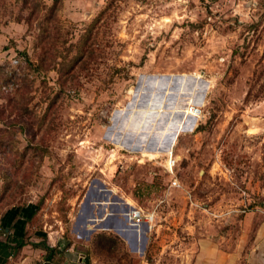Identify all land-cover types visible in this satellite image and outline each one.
Masks as SVG:
<instances>
[{
	"label": "rangeland",
	"instance_id": "1",
	"mask_svg": "<svg viewBox=\"0 0 264 264\" xmlns=\"http://www.w3.org/2000/svg\"><path fill=\"white\" fill-rule=\"evenodd\" d=\"M164 87L185 95L173 111L184 115L179 136L163 153L147 141L132 151L127 132L163 140L178 122L153 116ZM136 93L128 120L117 117L115 145L114 113ZM91 188L98 204H118L123 190L155 213L150 263L162 250L159 264H190L173 250L191 255L204 238L232 250L235 264H264V0H0V241L14 247V223L37 206L26 245L0 248V264H47L40 249L55 240L45 231H60L56 247L67 249L69 220ZM96 244L118 256L114 242Z\"/></svg>",
	"mask_w": 264,
	"mask_h": 264
},
{
	"label": "crops",
	"instance_id": "2",
	"mask_svg": "<svg viewBox=\"0 0 264 264\" xmlns=\"http://www.w3.org/2000/svg\"><path fill=\"white\" fill-rule=\"evenodd\" d=\"M197 81V80H196ZM200 82V81H199ZM208 82H206V88L201 89V96L204 98V94L208 89ZM168 88H163V90L160 92V96L164 97L167 95V100L169 99L172 102V108L167 107L168 109H174V106L178 102V100H181L185 97L183 94H178L176 91L173 90L175 93L167 94ZM171 90V89H170ZM140 91V90H139ZM152 89L148 90V93L146 94V100H148L149 93L152 92ZM138 95V94H137ZM138 97L136 96V99ZM134 100V106L135 102L137 100ZM133 106V110L135 109ZM139 106V105H137ZM192 118V117H191ZM168 120V119H163ZM193 120V124H194ZM193 124L187 128L188 130H192L194 128ZM117 128V130L120 131L119 139L117 136V139L115 141V145L119 143V140L122 137V127L117 126V122L114 123V126L112 129ZM153 128L152 122L148 124L147 130H151ZM155 130L163 131V127H157ZM183 131V130H182ZM181 131V132H182ZM141 135H143L145 138H141ZM137 136V137H136ZM167 134L161 140L162 133H158L157 135L150 136V133L142 132L139 135H136L132 132H127L124 135V138L122 141L127 142L126 147L131 148L132 151L141 152L143 148V144L146 143L145 149L149 152L155 153L160 152L163 153V151H166L164 149L159 150L157 145L162 143L167 139ZM179 136L178 132L176 135V138L174 140V143ZM128 140V141H127ZM173 143V144H174ZM134 144V145H133ZM141 154V153H140ZM111 192L112 190H107ZM122 193L118 196L117 199L112 198V201L117 202L118 204H98L102 199V195L100 194L98 188H91L90 192H88L87 196L84 198L83 201H79L77 203V209L75 210L76 213L72 217V219L69 220L70 225L72 227V237H70L69 240L72 241L69 247L65 249L62 252L61 246L56 247L55 241L59 239L61 236L60 231H56L54 233L45 231V236L48 239L55 240L52 242L46 243V246H48L50 249H54V253L50 258L47 257V251L45 248L41 250L45 253V262L47 264H73V260H78L79 258L85 259L86 264H159V256L160 250L158 253L154 254V257L151 258L153 261L152 263L149 262L146 254L148 250L147 246V240L148 236L145 235L148 231L152 230L153 225L149 226L148 224H140L139 226H132L130 224V221L128 218L124 215L128 211V209L133 204H128L127 198L128 193L123 195ZM88 198V205L85 204V200ZM113 211L114 217H110L108 215V212ZM91 214H94V219L91 218ZM126 225L129 228V231L127 232V235L125 233L120 232L118 228L123 227ZM158 226V225H157ZM63 228V227H62ZM138 232V240L135 241L134 233ZM157 231V230H156ZM64 233V232H62ZM117 237H121L123 239V243L117 241ZM142 237H145V242H142ZM77 238L79 240H77ZM222 237H219L218 239H221ZM96 239H101L105 241L114 242L117 246L116 253L117 257H112L108 250H101V253H98L99 249L97 248ZM116 240V241H115ZM143 243V244H142ZM207 240L204 238H198L194 244V250H191V255L185 252L181 251H175L173 250V253H176L178 256L182 255L184 253L186 256H188V259L192 257V262L190 264H235V258L234 253L232 250H223L218 247L219 241L216 243L210 242L208 245ZM75 245H79L78 249H75ZM103 248V247H102ZM261 248V254L264 256V243L260 244ZM156 256V258H155ZM72 259V260H71ZM71 261V262H70ZM185 260H182L179 258V263L177 264H187V261L184 263Z\"/></svg>",
	"mask_w": 264,
	"mask_h": 264
},
{
	"label": "water",
	"instance_id": "3",
	"mask_svg": "<svg viewBox=\"0 0 264 264\" xmlns=\"http://www.w3.org/2000/svg\"><path fill=\"white\" fill-rule=\"evenodd\" d=\"M157 77H159V78H157ZM182 78H183V76H173L172 81L181 80ZM147 79L149 81H152V82H156L157 80H162V81L166 82L167 84H168L169 81H171V77L170 76H165V75H161V76H155V75L153 76L152 75V76H149ZM191 79H192L193 83H195L196 80H197L194 77H192ZM140 81H142V80H140ZM201 84L203 85V88L205 89L206 88V83L202 82ZM140 88H141V82L137 86V91H139ZM164 88H166V87H164ZM135 96H137V93H136ZM135 99L136 98H134L131 103L126 104L127 108L124 110V112H115L114 113V118H115L114 119V123L116 122L117 117L121 119V122H123L124 120L125 121L128 120L129 116L133 113V106H134V100ZM162 100H163V96H160V103H158V105H156V107L153 109V116L154 117L160 116L162 119H169L170 116L173 113H175L173 115L177 116V120H178V122L174 124L175 127H174V129H172V132L167 134V136H166L167 139L165 141H163L162 143H160L159 145H157L159 150H161V149L168 150V149H170L172 147V145L174 143V140L176 138L177 132L179 131L178 124L182 120V117L184 115L183 114H176V111L173 112L174 109H168L167 107H165L167 105L162 104ZM129 106H130V109H128ZM161 106H163V107H161ZM113 126H114V124L111 126V128H113ZM118 139H119V135H118ZM88 203H89L88 202V198H86L85 204L88 205ZM114 214L115 213L113 211L108 212V215L110 217H114ZM91 216H92L91 218L94 219V214H91ZM118 230L120 232L125 233V235H127V232L129 231V228L126 225H124L123 227L118 228ZM134 234H135L134 235L135 241H137L138 240V232L137 233L135 232ZM142 242L143 243L145 242V237H142Z\"/></svg>",
	"mask_w": 264,
	"mask_h": 264
},
{
	"label": "built area",
	"instance_id": "4",
	"mask_svg": "<svg viewBox=\"0 0 264 264\" xmlns=\"http://www.w3.org/2000/svg\"><path fill=\"white\" fill-rule=\"evenodd\" d=\"M15 62L16 61L14 60V63ZM195 112H197L198 114L201 113L200 109L197 108H195ZM168 160L170 161V163L166 162L165 170L169 175H174L176 160L173 157V153L169 156ZM170 187L180 188L179 181L177 179L171 180ZM124 215L128 218L132 226H139L140 224H148L149 226H151L155 219L154 212H144L143 210L133 206L130 207L128 211L124 213ZM75 264H86V262L85 259L79 258Z\"/></svg>",
	"mask_w": 264,
	"mask_h": 264
},
{
	"label": "trees",
	"instance_id": "5",
	"mask_svg": "<svg viewBox=\"0 0 264 264\" xmlns=\"http://www.w3.org/2000/svg\"><path fill=\"white\" fill-rule=\"evenodd\" d=\"M22 210H23V207H19V208H17V210H14V212H16L15 216L17 214H20L22 212ZM29 210L30 211L28 213V216L25 217L26 219H22V220L18 219L13 225V230H12L13 232H11L12 238L10 241L13 243L14 247L9 246L10 244L7 242H1L0 241V248H4V249H11L12 248L16 251L17 250L19 251L22 247H24L26 245L25 242L21 239L23 237V232H22L23 228H24L23 226L25 223H27V221H29L34 216V214L37 210V206H35L34 209H29ZM2 221H3V219H2ZM4 221L7 222L6 219ZM7 228H9V230H11V227H9V226ZM33 245H35V244H33ZM44 248L47 251V254H48L47 257L50 258L55 250L50 249L48 246H45Z\"/></svg>",
	"mask_w": 264,
	"mask_h": 264
}]
</instances>
